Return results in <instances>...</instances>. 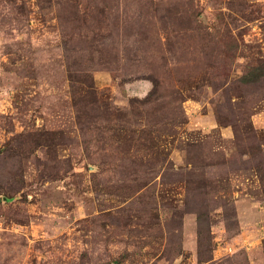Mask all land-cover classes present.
Masks as SVG:
<instances>
[{
    "label": "rangeland",
    "instance_id": "1",
    "mask_svg": "<svg viewBox=\"0 0 264 264\" xmlns=\"http://www.w3.org/2000/svg\"><path fill=\"white\" fill-rule=\"evenodd\" d=\"M0 264H264V0H0Z\"/></svg>",
    "mask_w": 264,
    "mask_h": 264
}]
</instances>
